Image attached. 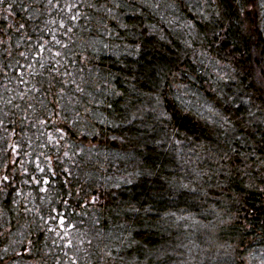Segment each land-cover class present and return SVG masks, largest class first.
Wrapping results in <instances>:
<instances>
[{"label":"trees","instance_id":"16d2710c","mask_svg":"<svg viewBox=\"0 0 264 264\" xmlns=\"http://www.w3.org/2000/svg\"><path fill=\"white\" fill-rule=\"evenodd\" d=\"M0 264H264V0L0 3Z\"/></svg>","mask_w":264,"mask_h":264},{"label":"rangeland","instance_id":"374dc122","mask_svg":"<svg viewBox=\"0 0 264 264\" xmlns=\"http://www.w3.org/2000/svg\"><path fill=\"white\" fill-rule=\"evenodd\" d=\"M206 239H207V238H206ZM214 239H215V238H212L211 240H208V239H207V241L210 243V245H211L212 247H216V244H215L216 241H215ZM212 240H213V241H212ZM221 242L223 243V241H221ZM221 242L219 241V247H218L217 249H220V248H221V247H220ZM204 246H209V245H208V243H207V244H205V245H202L201 248L204 247ZM224 248H225V245H223V249H224ZM211 255L214 256V254H211Z\"/></svg>","mask_w":264,"mask_h":264},{"label":"snow or ice","instance_id":"6c2138e0","mask_svg":"<svg viewBox=\"0 0 264 264\" xmlns=\"http://www.w3.org/2000/svg\"><path fill=\"white\" fill-rule=\"evenodd\" d=\"M3 2H4V0H0V3H3ZM10 7H11V5H10ZM4 179L7 180V177H5Z\"/></svg>","mask_w":264,"mask_h":264}]
</instances>
